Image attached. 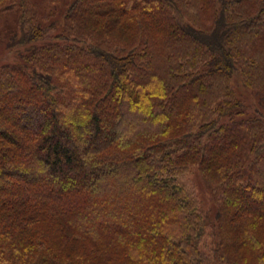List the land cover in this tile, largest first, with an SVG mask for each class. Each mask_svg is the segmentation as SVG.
Returning <instances> with one entry per match:
<instances>
[{
    "label": "trees",
    "instance_id": "trees-1",
    "mask_svg": "<svg viewBox=\"0 0 264 264\" xmlns=\"http://www.w3.org/2000/svg\"><path fill=\"white\" fill-rule=\"evenodd\" d=\"M13 13L0 264H264V0H0Z\"/></svg>",
    "mask_w": 264,
    "mask_h": 264
},
{
    "label": "rangeland",
    "instance_id": "rangeland-1",
    "mask_svg": "<svg viewBox=\"0 0 264 264\" xmlns=\"http://www.w3.org/2000/svg\"><path fill=\"white\" fill-rule=\"evenodd\" d=\"M16 20V15L8 14L4 15L0 18V35L4 37V32L8 25H14V22ZM9 27V26H8ZM4 44H0V66H2L5 63L12 62L14 60V54L6 49V46H3ZM244 93V92H243ZM245 98L247 101H249V104H252L255 108H261L259 105L258 98L255 97V95L251 93H246ZM253 109V110H254ZM262 109V108H261ZM252 110V111H253ZM183 181L187 185V187L192 190L195 195L201 200V206L202 209H204L205 212H208L212 216L211 213V197L210 193L206 187V184L201 177L198 170L194 169L193 171L187 172L183 177ZM213 212V211H212ZM212 239L210 237H207L206 240L202 243V248L205 252L209 253L211 252L213 248Z\"/></svg>",
    "mask_w": 264,
    "mask_h": 264
}]
</instances>
